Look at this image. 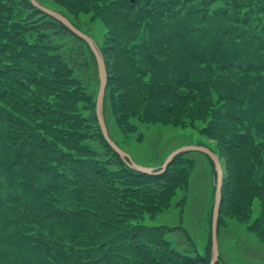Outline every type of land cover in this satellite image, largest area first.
<instances>
[{"label":"trees","instance_id":"16d2710c","mask_svg":"<svg viewBox=\"0 0 264 264\" xmlns=\"http://www.w3.org/2000/svg\"><path fill=\"white\" fill-rule=\"evenodd\" d=\"M52 2L80 30L103 24L105 123L108 108L126 136L136 120L212 142L218 231L234 218L264 243V0ZM98 86L84 40L30 0H0V264H209L211 229L200 254L184 228L152 223L187 188L193 160L127 166L101 132ZM178 229L181 249L167 237Z\"/></svg>","mask_w":264,"mask_h":264},{"label":"rangeland","instance_id":"374dc122","mask_svg":"<svg viewBox=\"0 0 264 264\" xmlns=\"http://www.w3.org/2000/svg\"><path fill=\"white\" fill-rule=\"evenodd\" d=\"M37 1L51 9L55 8L52 0ZM80 21L86 22L87 20L82 18ZM103 30V24L99 20L96 23L85 24L82 28V31L91 36L96 43L101 42ZM69 39L66 36H52V41L55 43H63ZM83 52L90 65L89 68L86 67L92 70L95 82L96 74L93 62L85 49ZM195 63L199 65V62ZM80 73L84 78L88 77L84 68L80 69ZM88 74L90 75V73ZM106 119L107 128L119 147L128 153L135 162L144 166L154 167L162 164L171 151L182 146L207 144L212 147V142L190 128L183 129L162 123H144L133 120L136 130L126 136L115 125L108 108L106 109ZM185 157L192 159L194 164L190 169L189 184L186 189L177 190L171 207L158 214L152 223L184 228L191 239L192 245L189 242V250L196 249L200 254H204L211 229L209 219L214 205L215 175L213 176L212 167L203 153L188 151ZM183 197H185V203L179 205L178 201ZM253 207L252 219L258 214L259 203L257 200ZM167 237L178 249L185 246L181 244H186L184 242L186 238L183 239L179 229L168 233ZM218 245L222 264H264V243L246 228V223L234 218L228 219L225 225H220Z\"/></svg>","mask_w":264,"mask_h":264},{"label":"water","instance_id":"95a60500","mask_svg":"<svg viewBox=\"0 0 264 264\" xmlns=\"http://www.w3.org/2000/svg\"><path fill=\"white\" fill-rule=\"evenodd\" d=\"M31 3L36 6L38 9L43 11L44 13L48 14L49 16L55 18L56 20L60 21L63 25H65L69 30H71L76 36L84 40L91 51L93 52L96 63H97V71L99 77V86L96 95V115L97 119L101 128V132L103 137L108 142L110 147L120 156L123 162L131 167L132 169L145 172V173H158L164 171L167 166L170 164L172 159L183 152L188 151H199L207 155L214 164V171H215V192H214V205L212 210V221H211V259L209 264H216L219 259V248H218V215H219V206L221 200V185H222V167L219 161L218 155L213 152L209 147L205 145H186L179 148L174 149L171 151L163 163L158 167H149L138 164L135 162L131 156L126 153L122 148H120L117 143L110 137L105 119H104V111H103V104H104V96L105 90L107 85V73L104 63V58L101 53V50L95 40L89 36L88 34L84 33L82 30L77 28L66 16L55 9H51L43 4L39 3L37 0H30Z\"/></svg>","mask_w":264,"mask_h":264}]
</instances>
